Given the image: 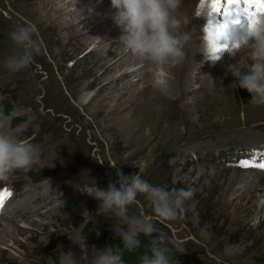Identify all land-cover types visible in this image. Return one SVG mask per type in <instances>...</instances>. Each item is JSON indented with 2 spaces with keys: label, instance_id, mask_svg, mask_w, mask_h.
I'll use <instances>...</instances> for the list:
<instances>
[{
  "label": "rangeland",
  "instance_id": "obj_1",
  "mask_svg": "<svg viewBox=\"0 0 264 264\" xmlns=\"http://www.w3.org/2000/svg\"><path fill=\"white\" fill-rule=\"evenodd\" d=\"M52 1L41 0L56 8L59 4L52 6ZM203 1L184 0L181 12L192 18ZM38 7L29 0H0V123L4 126L0 132L36 145L42 160L0 184V192L8 190L16 198L7 199L2 210L0 264H7L9 258L15 264H91L92 258L86 260L85 254L109 247L120 249L123 259L128 256L125 264H139L148 247L124 249L114 230L115 219L97 215L99 202L88 195L94 184L107 190L109 183L116 182L117 169L127 176L140 173L154 186L193 192L184 218L176 221L160 220L143 196L130 206L131 213L151 217L159 235L185 251L174 255L178 264H264V221L259 223L255 215L245 220L246 214L236 207L238 193L227 190L231 182L237 188L244 185L250 171L264 174L255 167L239 166L245 160L264 161V106H253L251 94L238 86L231 88L233 82L228 89L231 95L205 98L199 93L200 105L174 100V107L161 103L151 110L144 97L132 100L118 89L113 97L111 84L103 79L120 74L104 75L103 66L94 78L89 77L88 54L94 45L78 50L76 39L58 25L57 13L41 18ZM15 24L35 28L41 54L28 68L11 73L4 62L16 51L9 36ZM103 26L101 31L115 27L111 22ZM129 75L119 89L134 79ZM244 131L250 134L237 135ZM47 184L54 199L51 207L59 209L58 215L17 217L11 205L24 200L27 190ZM20 193L24 194L17 197ZM257 197L264 203V197ZM34 205L40 206V200ZM12 217L20 218L17 223L26 230L32 220L46 228H32L36 237L20 246L30 232L13 234L6 219Z\"/></svg>",
  "mask_w": 264,
  "mask_h": 264
},
{
  "label": "clouds",
  "instance_id": "obj_2",
  "mask_svg": "<svg viewBox=\"0 0 264 264\" xmlns=\"http://www.w3.org/2000/svg\"><path fill=\"white\" fill-rule=\"evenodd\" d=\"M111 6L115 10L112 19L122 33L119 48L144 61L155 86L166 88L164 69L174 68L184 61L185 47L191 39L190 34L183 31L189 19L181 12L182 0H111ZM210 9L211 5L200 7L197 16L207 18ZM34 33L32 25H14L9 36L16 51L4 62L9 72H21L41 54V46ZM224 51L231 58L240 55L238 63L228 69L234 77L231 88L238 86L247 90L253 106H264V16L251 25L245 22L242 34L232 35ZM203 53L206 59H220L208 40ZM41 163V152L36 145L0 132V184H7L15 174L27 172ZM116 175V182L109 183L107 190L95 184L89 190L88 195L99 202L97 215L115 219V233L129 252L140 248L141 235L149 238L147 247L150 254L142 255L139 264H178L174 255H182L185 251L159 235L151 217L131 213L130 206L136 203L138 196H143L160 220L176 221L184 218L193 192L154 186L140 173L127 176L117 169ZM84 258L88 259L87 254ZM91 264H125V261L120 249L109 247L100 251L94 249Z\"/></svg>",
  "mask_w": 264,
  "mask_h": 264
},
{
  "label": "bare ground",
  "instance_id": "obj_3",
  "mask_svg": "<svg viewBox=\"0 0 264 264\" xmlns=\"http://www.w3.org/2000/svg\"><path fill=\"white\" fill-rule=\"evenodd\" d=\"M29 1H33L34 4L39 6L37 10L39 12V17L41 18L44 16V14L55 11L54 13H57V18H59L57 19L59 23L58 25L63 28V30H68V32L72 34V37L76 39L75 43L78 50H81L87 46L94 45L93 49L88 54L90 55V61L88 60V71L89 73L90 71L92 72L91 74H89V77L94 78L97 74L98 69L102 68L103 66H105L103 73L104 75L120 74L115 79L110 80L108 79V77H104L103 79L104 84H111L113 97L117 96V89L119 91H122V96H128L132 98V100L136 97H144L146 99V106H150L151 110H155L161 103L167 105L168 107H174V104L177 103H172V101L174 100H178V102L179 100H181L182 102L188 103L192 101L193 105H200V103L202 102L198 97L199 93H202L203 97L209 98L210 96L219 97L220 95H227L228 92H230L228 91V89H231L229 85L231 84V82H234V77L228 69L230 65L238 63V61L240 60V55H237L235 58H231L227 51H223L218 54L220 56L219 60L212 61L208 59V61L206 62L202 61L205 58V54L203 53L205 41H209V24H211L212 26L222 25L225 22V18L222 15L214 13L215 16L213 17H217L214 23L211 20L212 15L208 16L207 18H203L198 17L196 12L194 17L189 18V23L183 29V31H187L191 36L189 43L185 47V59L180 65L174 68L166 67L164 69L168 75H166V77H163L167 81V87L161 89L155 86L154 78L152 74L149 73L148 65L144 61L132 56L130 53L124 52L119 48L121 47V45L117 43H119V37L122 33L112 19V16L115 15V10L112 9L111 0H55L49 2V4L52 6L59 4L56 8H48L47 6L42 4L41 0ZM211 2L212 0H204L203 2H201L202 5H200V7L211 5ZM183 3H185L184 0H182L181 11L185 9ZM184 15L186 14L184 13ZM108 22H111V24L115 25V27L113 29L110 27L101 31L102 28L100 26H103ZM241 27L243 28V26L241 25L230 24L226 38L221 40L220 43L228 44L230 43L232 35L242 34L243 29L241 30ZM226 52L227 54L225 55ZM61 53L64 54V50H62ZM141 63L143 64L142 67L136 70L133 69L136 65H139ZM129 74H131L132 76L135 75L134 79L130 80L129 82L124 84L121 89H119V83L124 79L128 80V78L130 77ZM193 82H195V85L193 84ZM197 82L199 84H197ZM140 85H142L141 88L139 87ZM133 87L135 88L134 91L131 90L133 89ZM101 92H105L104 87L101 88ZM139 108L140 107H137V109ZM0 128L2 130L4 128L1 123ZM171 128H173V126H171L170 129ZM171 131L170 137L172 136ZM241 134L249 135L250 133L244 131L238 133L237 135ZM55 169L56 168L50 169L47 172L48 175L50 176L52 172L54 173ZM249 174L250 175L248 177V180L244 183V185H242L243 183H240V187L237 188L236 182H231L228 185L227 190L231 191V195L238 193V195H235L236 207L241 210V215L246 214L247 219L244 218L245 220H250L253 217L258 216V218H260L259 223H262V221H264V203H259L257 194L264 197V174H260L257 171H250ZM256 182L257 184H255ZM49 185L50 184H47L46 187L43 185L34 188V190H40L38 193H36L33 189L27 190L25 192L27 195L25 196L24 200L13 203L11 205V209L17 215V217H20L21 219H32L33 216H45L47 213H50L49 215L54 219L55 215H58L59 209L56 207H51L54 199L52 192H50L49 190ZM23 194L20 193V195L16 196L20 197ZM14 197L10 195L8 200L10 199L11 201ZM38 200H40L41 205H34L32 207L33 201L35 203ZM223 201L225 203L228 202L226 198H224ZM258 204H260L259 207ZM20 218L12 217L6 219H10L11 221V232H13V234L26 235L27 232H30L27 239H25V241L23 240V244L20 245L26 246L27 241H29L30 239L32 240L34 239V237H36L32 231V228H39L40 226H45L46 228V225L38 224L35 222L36 220H32L29 224V230H26L24 228H20V225L17 223V220H20ZM0 219H5L3 211L0 212ZM96 250L99 251L98 249ZM91 256L93 255H88V258L91 259ZM15 263L16 261L14 259H7V264ZM67 263L73 264L71 262Z\"/></svg>",
  "mask_w": 264,
  "mask_h": 264
},
{
  "label": "snow or ice",
  "instance_id": "obj_4",
  "mask_svg": "<svg viewBox=\"0 0 264 264\" xmlns=\"http://www.w3.org/2000/svg\"><path fill=\"white\" fill-rule=\"evenodd\" d=\"M213 13L222 15L225 22L219 26L209 24V41L213 44L217 53L223 52L227 44H221L220 41L226 38L229 25H241L247 22L249 25L256 22L260 16H264V0H212L211 16ZM253 157L260 154L253 153ZM242 168L255 167L264 170V161L257 163L255 159L242 161L239 165ZM11 193L8 190L0 192V212H2L6 200Z\"/></svg>",
  "mask_w": 264,
  "mask_h": 264
},
{
  "label": "trees",
  "instance_id": "obj_5",
  "mask_svg": "<svg viewBox=\"0 0 264 264\" xmlns=\"http://www.w3.org/2000/svg\"><path fill=\"white\" fill-rule=\"evenodd\" d=\"M140 240H141V246H140V247L147 246L148 243H149V238H146V237H144L143 235L141 236ZM126 258H127V259H126ZM124 261H125V262L128 261V256H127V255L124 257ZM126 264H127V263H126Z\"/></svg>",
  "mask_w": 264,
  "mask_h": 264
}]
</instances>
